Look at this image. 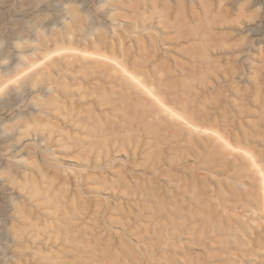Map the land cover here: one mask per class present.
Here are the masks:
<instances>
[{
	"label": "rangeland",
	"instance_id": "374dc122",
	"mask_svg": "<svg viewBox=\"0 0 264 264\" xmlns=\"http://www.w3.org/2000/svg\"><path fill=\"white\" fill-rule=\"evenodd\" d=\"M79 7L92 15L87 34ZM37 27L48 35L40 43ZM100 36L123 39L122 47L145 65L146 73L130 65L132 72L178 113L252 152L264 174V0H0V38L7 41L0 60L9 59L0 64V220L16 203L88 201L109 210L108 222L80 226L74 236L82 242L50 250L43 240H27L24 264H50L62 249L65 264L90 263L91 254L96 264H175L174 241L157 233V189L170 188L171 158L182 159L180 171L206 173L194 165L218 149L227 152L178 122H163L153 133L147 118L124 120L135 106L121 94H135L109 84L112 71L73 57L87 52L120 60L119 53L98 48ZM24 37L39 44L17 49ZM200 143L210 153L201 158L192 152H201ZM173 144L180 147L169 150ZM236 163L245 173L233 185L252 209L239 219L257 238L234 253V264H264V186L258 172ZM133 192L145 195L140 207L129 213L113 205ZM4 238L1 246L8 245ZM186 249L188 256H203L199 246ZM181 260L187 262L186 254Z\"/></svg>",
	"mask_w": 264,
	"mask_h": 264
},
{
	"label": "bare ground",
	"instance_id": "6f19581e",
	"mask_svg": "<svg viewBox=\"0 0 264 264\" xmlns=\"http://www.w3.org/2000/svg\"><path fill=\"white\" fill-rule=\"evenodd\" d=\"M121 40L123 39H120V43L108 42L103 36H100L97 42L98 48L104 47L109 49L110 52L119 53L120 60L105 54L87 52H82L80 56L73 55V57H76L75 59L81 58L82 61L89 60L95 66L112 71L114 75H108L105 78L107 82L124 87L130 93L135 94L134 96L121 94L123 101H126L127 98V101L135 106L133 113L124 112L121 115L122 118L128 122L147 118L149 121L148 127L153 133L165 127L163 122L169 124L178 122L186 127L188 134L197 137L206 136L215 146L218 144L220 148L227 150L226 153L221 154L220 149H218L217 152L212 153L214 156L202 160L201 164L194 165L198 171L202 169L206 173H197V171L189 168L180 171L181 157H179L181 160L178 159V162L171 158L170 169L172 174L164 173L169 177L165 182L170 188H167L168 190H164L162 187L157 189V233L159 239L164 241L170 238L174 241L175 264H234V260L239 258L234 253L243 251L245 245L251 247L252 241L257 238L252 227L239 219L242 214L252 212V209L250 210V206L242 203V198L237 193L236 186H234L235 183L233 185V182L240 181L245 173L238 168L239 165L236 162L238 161L239 164L246 166L248 171L258 172L261 177L260 185L264 186L263 168H260L261 160L248 149L233 146L217 130L204 128V126L189 118L190 116L186 117L184 114L178 113L160 95L159 90L157 91L156 88L148 86L144 77L140 76L146 73L144 71L145 65L136 61V58H132L134 53L129 48L122 47L124 43ZM130 65L138 70L140 75L132 72ZM143 98L146 99L147 103L141 104ZM189 141L185 146L191 149L190 146L193 144L192 142L190 144ZM173 145L169 147V150H177L180 147L178 146L175 149V144ZM200 146L202 147L201 152L192 151L197 157L201 158L210 154L206 151L208 147L203 146L202 143H200ZM185 171H188V175ZM183 173L185 174L183 175ZM208 173L212 174V178ZM160 175L163 176V174ZM215 177H223L224 180L215 179ZM243 193L245 196L248 195L245 190ZM33 194L42 195L38 190H34ZM81 194L82 192L78 190L80 197ZM113 196L116 199L119 198L118 195ZM144 198L145 195L142 192L126 193L125 198L121 197L119 202L113 201L112 203L114 206H120V208L124 205L125 211L130 213L133 205L140 207L138 201L140 202ZM256 205L259 204L256 203ZM108 211L104 207L100 208L98 203L92 205L88 201L80 204L64 201L63 203L60 201H43L29 205L16 203L11 206L10 213L0 220V237L4 235V239L8 243L7 246L5 244H3L4 246L0 245V257L6 256V258H0V264H24V257L27 256L26 248L28 247L25 246L27 240H43L44 246L50 250L60 247V245L63 248V245L74 244L78 241L82 242L83 236L82 238L74 236L78 234L80 226L89 221L95 224L100 221L108 222ZM137 211L139 213L137 212L134 215L136 222L140 221L141 216L140 210ZM95 228L101 229L97 225ZM196 246L201 247L203 256H192L191 254L188 256L187 253L189 252L186 248L194 249ZM163 250L164 247H162ZM61 252V255L58 251L53 252L54 254L51 257L53 262L49 263L65 264L66 250L62 249ZM183 254H186L187 262H182L181 257ZM33 255L37 259L47 260L49 258L35 256L36 253H33ZM76 258L74 257V260ZM95 258L96 255L91 254L89 256L91 262L87 264H96L97 260Z\"/></svg>",
	"mask_w": 264,
	"mask_h": 264
},
{
	"label": "clouds",
	"instance_id": "9594fccd",
	"mask_svg": "<svg viewBox=\"0 0 264 264\" xmlns=\"http://www.w3.org/2000/svg\"><path fill=\"white\" fill-rule=\"evenodd\" d=\"M79 11H80V17H81V24H82V26L85 29V34H87V30H88V28H89V26L91 25V22H92V15L90 13L82 12L80 7H79ZM72 22H73V16H72V20L71 21H69L68 19H64L63 20L64 25L70 24ZM37 23L39 24L40 22L38 21ZM58 29L59 28H55L54 27L53 30L55 31V30H58ZM36 30H37L38 35H39V43H40L41 40H43L46 37H48L47 31L43 27H37ZM39 43H36V42L32 41L31 39L24 37V38H21V39L16 41L15 47L17 49L23 50L25 48H31V46L37 45ZM6 44H7V41L5 39H3V38H0V53H3V50L6 47ZM22 57H24V56L22 55L20 57L21 60H22ZM4 60H7L8 63H9V59L7 57H4L2 60H0V64H3L2 62ZM0 98H3V97H0ZM0 127H2V126H0Z\"/></svg>",
	"mask_w": 264,
	"mask_h": 264
}]
</instances>
